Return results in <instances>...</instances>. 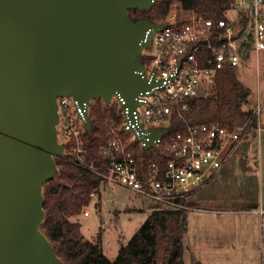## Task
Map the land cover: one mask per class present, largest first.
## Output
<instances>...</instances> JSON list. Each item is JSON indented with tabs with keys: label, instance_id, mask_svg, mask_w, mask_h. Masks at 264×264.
<instances>
[{
	"label": "water",
	"instance_id": "obj_1",
	"mask_svg": "<svg viewBox=\"0 0 264 264\" xmlns=\"http://www.w3.org/2000/svg\"><path fill=\"white\" fill-rule=\"evenodd\" d=\"M156 2L0 0V264H67L41 228L43 187L64 150L57 97L79 101L86 129L93 98L121 94L131 115L137 95L161 82L146 76L142 52L163 24L129 10ZM139 132L150 148L164 130Z\"/></svg>",
	"mask_w": 264,
	"mask_h": 264
},
{
	"label": "built area",
	"instance_id": "obj_2",
	"mask_svg": "<svg viewBox=\"0 0 264 264\" xmlns=\"http://www.w3.org/2000/svg\"><path fill=\"white\" fill-rule=\"evenodd\" d=\"M233 7L248 15L246 29L237 30L228 17L214 20L195 11L183 22L172 17L162 23V29L153 34L149 48L154 49L142 54L146 76L161 82L137 95L139 103L131 115L129 107L122 108L121 94L114 93L110 103L103 97L91 99L89 116L96 99L119 107L120 124L114 119L106 122L108 138L100 147L108 159L104 170L87 159L85 116L79 101L72 95L58 96L57 137L64 144L58 156L101 175L107 183L133 189L154 200L158 208L200 210L191 198L218 174L258 123L262 109L261 104L254 107L245 123L232 128L202 122L178 129L174 123L175 108L186 109L191 99L208 96L221 69L238 67L249 50H264V0H234ZM140 127L143 132L152 128L164 132L155 146L145 148V141L137 140ZM130 145L146 150L147 155L139 159ZM95 193L78 215L90 214Z\"/></svg>",
	"mask_w": 264,
	"mask_h": 264
},
{
	"label": "trees",
	"instance_id": "obj_3",
	"mask_svg": "<svg viewBox=\"0 0 264 264\" xmlns=\"http://www.w3.org/2000/svg\"><path fill=\"white\" fill-rule=\"evenodd\" d=\"M233 4L234 0H157L148 10L131 8L129 12L134 20L145 17L165 23L176 6L185 11L203 13L214 20H228L226 11ZM178 20L183 22L186 19ZM233 25L237 30L246 29L248 15L241 12L239 24ZM249 93L238 77L237 67L227 65L220 70L208 96L191 99L186 109L175 108V126L183 129L187 124L217 122L232 128L243 124L252 114V110L243 107ZM90 118L92 126L83 133L88 148L87 159L104 170L108 159L103 157L100 147L108 138L106 122L114 119L118 125L121 119L115 107H109L101 99L93 103ZM256 125L257 122L254 127ZM130 147L139 159L147 155L144 149ZM56 160L57 176L49 179L43 187L46 216L41 228L67 264H187L184 237L188 230V211L184 209L154 208L132 237L122 239L114 258L104 251L101 232L96 241L82 240L81 226L71 217L89 204L93 191L100 194L106 181L101 175L62 156H57Z\"/></svg>",
	"mask_w": 264,
	"mask_h": 264
},
{
	"label": "rangeland",
	"instance_id": "obj_4",
	"mask_svg": "<svg viewBox=\"0 0 264 264\" xmlns=\"http://www.w3.org/2000/svg\"><path fill=\"white\" fill-rule=\"evenodd\" d=\"M193 12L175 6L167 16V20L172 17L186 19ZM226 16L239 24L240 13L235 11L233 6L226 11ZM146 49L143 50L142 54H145ZM153 49L149 48L148 50L152 51ZM237 72L243 83L248 86V89H251H249L251 91L249 99L247 98L243 106L244 109L252 110L250 109L252 102L254 107L261 104V110L264 113V50H249L238 65ZM259 90L260 95H258ZM108 106L115 107L116 113L120 117L119 107L116 104ZM156 126L164 127L162 124ZM256 134L255 130L248 133L246 142L251 146L249 152H247L248 157L242 159L241 165L234 172H231L227 178L217 182L214 181L213 188L210 190L214 194L230 196L227 201L231 202L226 204L228 208L236 207V202H240L244 207H250L263 194L262 178H259L261 173L260 163L257 160L255 161L252 156L256 152V145L259 142ZM262 142L264 143V139ZM191 201V204L200 210L188 211V230L184 237L187 264H264V257L261 256L262 246H254L256 253L259 255L255 258L257 261L248 262L246 259L244 260V256L243 259L240 256L244 247L240 245L234 247L232 241L235 238L232 240V237L224 234L223 230L215 226V223H218L216 219L218 213L211 212L212 209L210 208H216L221 204L211 206L203 201H195V197H192ZM156 207L157 204L154 200L133 189L121 184L106 182L100 194L95 193L93 203L90 205V214L86 216L75 215L72 219L77 220L81 226L82 240L96 241L98 234L101 232L103 249L110 258H114L122 239L126 240L132 237L139 230L142 223L146 221L149 213ZM245 223L242 221V226ZM229 225L234 226L233 223H228ZM247 227L249 228V241L258 243L257 236L261 233V227H258L257 221L251 220L248 222ZM252 247L250 248L252 249ZM245 248L247 249V247Z\"/></svg>",
	"mask_w": 264,
	"mask_h": 264
},
{
	"label": "crops",
	"instance_id": "obj_5",
	"mask_svg": "<svg viewBox=\"0 0 264 264\" xmlns=\"http://www.w3.org/2000/svg\"><path fill=\"white\" fill-rule=\"evenodd\" d=\"M252 51V50H251ZM261 51V50H260ZM251 53V52H250ZM250 56V54H249ZM248 56V57H249ZM239 77V75H238ZM240 79V78H239ZM240 81L243 83V81L240 79ZM244 84V83H243ZM245 85V84H244ZM247 88L248 86L245 85ZM250 89V88H249ZM251 90V89H250ZM249 90V91H250ZM251 92V91H250ZM260 90L258 91V95H260ZM250 94V93H249ZM248 94V99L249 95ZM254 108V104L250 105V109ZM256 131L257 134V140L259 139L256 149L257 154H253L252 156L255 158V161L257 160L260 165L259 168L261 173L259 175V178H262V187H263V194L260 196L258 201H256L253 205L250 207H244L241 205L240 202H236V207H226V204H230L227 200H229L230 196L222 195V194H214L210 190L213 188L214 181L217 182L219 180H224L227 178L231 172H234L238 166L241 165V160L244 158H247V152L250 150V145L246 142L248 140L247 136L243 138L238 145L236 146L234 152L228 159V161L223 165L221 170L218 172V174L214 177V179L201 191L195 193L193 197H195V201L197 202H204L208 205H214V204H221L216 208H210L214 213L217 214V221L218 223H215V226L220 228V230H223L224 234L229 235L230 237L235 238V240L232 241V244L235 246H243V251H241L242 255L241 258L244 260L246 259L248 262L251 261H257L255 260L256 257H259V255L256 253L254 246H262V255L264 257V143L262 140L264 139V113H262L259 118V121L257 125L251 130ZM208 189V190H207ZM208 191V192H206ZM192 203V201H191ZM218 210V211H216ZM231 214L232 216H224ZM251 220H256L258 227H261L260 235L258 237V243L255 241H249V228L247 227L248 222ZM242 221L246 222L244 226H242ZM228 223H233L234 226H228ZM253 240V239H252ZM257 243V244H256ZM251 246L252 249L250 248ZM247 247V249L245 248ZM239 260L240 262L242 261Z\"/></svg>",
	"mask_w": 264,
	"mask_h": 264
}]
</instances>
